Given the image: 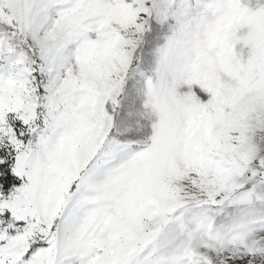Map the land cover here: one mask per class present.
<instances>
[{"label": "snow or ice", "instance_id": "obj_1", "mask_svg": "<svg viewBox=\"0 0 264 264\" xmlns=\"http://www.w3.org/2000/svg\"><path fill=\"white\" fill-rule=\"evenodd\" d=\"M0 264H264V0H0Z\"/></svg>", "mask_w": 264, "mask_h": 264}]
</instances>
